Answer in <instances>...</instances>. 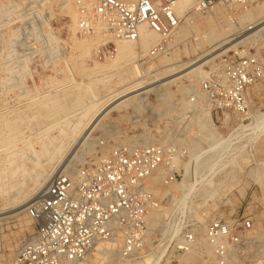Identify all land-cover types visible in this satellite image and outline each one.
Returning a JSON list of instances; mask_svg holds the SVG:
<instances>
[{"label":"rangeland","instance_id":"1","mask_svg":"<svg viewBox=\"0 0 264 264\" xmlns=\"http://www.w3.org/2000/svg\"><path fill=\"white\" fill-rule=\"evenodd\" d=\"M248 1L246 8L229 10L219 6L202 16L192 8L181 20L183 31L180 29L170 43L168 55L172 67L198 60L202 50H210L207 44L200 49L198 41L212 27L233 25L243 15L262 21L264 0ZM73 3V0H0V264H10L18 248L33 235L35 228L27 209L41 195L37 187L45 175L63 173L84 161L95 162L116 146L172 144L175 152L187 150L192 156L193 160L183 161L192 172L195 168L210 171L196 183L179 181L168 188L174 191L175 198L193 189L185 205H180L178 219L184 226L200 230L196 232L198 237L203 234V225L213 218L226 220L251 214L264 226V129L258 132L253 129L257 118L264 117V82L249 90L247 121L230 146L227 145L230 126L215 112L211 113L210 105L200 102L194 118L189 116L190 122L182 121L188 117L184 115L188 97L197 87L193 77L165 87L167 90L161 88L159 93H150L147 101H141L140 112L133 108L112 112L91 130L90 118L80 120L82 113L91 104L101 109L104 96L127 84L120 80L127 78L129 68L137 66L146 85L154 80L152 67L159 68L156 73L160 74L172 67L162 68L164 65L158 59L145 62L141 68L135 58L109 68L113 58L97 57L100 41L73 32ZM68 6L71 13L65 9ZM235 27L237 33L241 31L240 26ZM250 47L264 50V42L252 43ZM143 53L141 50L140 55ZM217 54L203 61H207L205 72L209 73L217 62L218 58L212 59ZM207 112L209 121H204ZM79 120L81 125L74 129ZM207 124L217 137L223 138L210 137ZM59 144L58 152L55 149ZM157 183L159 190L165 192ZM169 209L165 203L159 209L160 219L151 237L154 254L162 246L157 240V230ZM115 250L109 244H100L82 264H103L109 258L105 252L115 254ZM181 257L173 259L168 250L162 264H179Z\"/></svg>","mask_w":264,"mask_h":264},{"label":"built area","instance_id":"2","mask_svg":"<svg viewBox=\"0 0 264 264\" xmlns=\"http://www.w3.org/2000/svg\"><path fill=\"white\" fill-rule=\"evenodd\" d=\"M178 1L74 0L76 31L83 38L99 37L97 57L106 60L117 55V44H139L140 29L146 26L159 40L139 56L142 68L145 62L169 54L181 29L182 18L174 11ZM249 4L248 0H195L193 11L202 16L219 6L230 10ZM252 43L258 42L248 41L219 57L189 95L184 110L188 117L182 121L190 122L200 102L210 105L211 113L230 126L229 146L247 121L249 90L264 82V50L250 47ZM206 132L217 137L215 130ZM185 159L193 160L187 150L175 152L172 144L116 146L95 162L65 170L27 209L35 231L10 264H82L100 244L116 247L113 264H143L154 252L148 241L149 216L164 203L170 209L160 220L157 240L173 259L196 252L198 259L192 264H264V226L254 216L212 219L198 237L178 219L179 202L162 199L152 187L153 179L169 188L179 181L191 184L206 178L210 171L192 172Z\"/></svg>","mask_w":264,"mask_h":264},{"label":"bare ground","instance_id":"3","mask_svg":"<svg viewBox=\"0 0 264 264\" xmlns=\"http://www.w3.org/2000/svg\"><path fill=\"white\" fill-rule=\"evenodd\" d=\"M127 1H134V0H127ZM194 2H195V0H180V1L176 2L174 4V11H175L176 15L179 18H186L188 15V12L193 8ZM65 9L67 10L68 13H71V10H72L71 7L68 6ZM73 14L74 15H72V20H73V24L75 26L76 15H75V13H73ZM250 17H251V15H243L242 17L237 18L236 22L233 23L234 26L232 25V23H229V24L227 23V25H225L224 27H218V28L212 27L210 32L208 34H206L204 37L201 35L202 38H200L198 41V47L200 49H202V46L204 44H207L209 46L210 50H202L201 51L202 56L200 55L201 57L198 60L192 61L189 64H183V65H178V66L172 67V65H174V64H170L171 60L169 59V55H165L163 57H160L159 62H160V64L164 65L162 68H166V67H170V66L172 68L165 70L163 72V74L156 73V71H158L159 68L158 69L153 68V67H152V69L150 68L152 70V72L155 73V75L153 76L154 80L149 84L145 85V78H143V79L141 78L142 73L140 72V70L138 69L137 66L134 65L132 68H129L128 73H127V78L120 80L122 82H127V84L125 86H123L122 88H120L118 90L116 89L115 91L109 93L106 97L104 96V100L103 101L101 100L100 101L101 103L99 105V106H102L101 109H99L98 106H93L91 104V106L88 107L82 113L80 120L82 121L83 119L86 120L87 118H90L89 129H91L93 127H96L99 123H101L103 119L108 118L112 112H120V111L126 112L129 108L130 109L133 108L134 111L137 110L138 112H140L139 110H140V104L142 103L141 101H143V100L145 101L147 96L150 93L151 94L159 93L161 88H164L165 90H167L168 87L175 86L182 79H188V78L190 79L193 77L196 79V86H197L198 83L200 82V80L203 79V77H205L207 75V72L204 71V66L207 64V61L203 63V61L205 59L209 58L210 56H212L214 54H217L218 52H220L226 48L224 51H222L220 54H217L212 59L219 58V56H221L222 54H225L226 52L234 49L238 45L247 43L248 41H251V40L253 42H261V41L264 42V16H262V21H261V19L254 21ZM235 26H240L241 31L237 33L236 32L237 27H235ZM248 26H251V28L245 29ZM73 28H74L73 32H75L76 28L75 27H73ZM140 32H141V39H140L139 44H129V43L117 44V55L115 56V58H113L111 61H109V63H110V65L108 66L109 68L112 69L122 62L124 63L125 61L128 62L131 59L134 60L135 58L136 59L139 58L141 50L144 51L143 55H145L147 53L148 49L159 40L158 35L147 30L146 26H144V25L141 27ZM185 36H186V34H185ZM181 37H183V35ZM94 39L99 40V41L101 40L99 37H94ZM228 46H230V47H228ZM126 64H128V63H126ZM208 64H209V62H208ZM99 67H101V66H98V68ZM108 67L102 66L101 68H108ZM188 69H192V70H190L186 74L179 75ZM163 75H166V76L163 77ZM131 76L135 80L131 81V79H132ZM173 76H177V77H173ZM167 79H168V81L164 82V80H167ZM165 87H167V88H165ZM168 90L170 91V89H168ZM162 97H164V95ZM197 97L200 100L203 98L201 94H198ZM168 98H169V96H168ZM205 116H206V118L204 121H209L210 112H207L205 114ZM80 120H79V122H77V125L74 127V129L77 126L79 127L81 125ZM253 129L256 132L264 129V117L263 116L257 118L255 126L253 127ZM212 130L213 129L209 126V124H207V131L209 132ZM60 144L55 149V151L59 152L61 150ZM130 147H132V146H130ZM21 159H19V160H21ZM14 163H13V165H14ZM22 164L23 163H21V165ZM18 166H20V164H18ZM22 167H24V166H22ZM22 167H20V168H22ZM238 168H239V170L242 169L241 167H238ZM17 170H15V171L17 172ZM15 171H14V173L17 174ZM60 174H62V173L56 172V174H51V175L47 174V176L45 175L43 183L39 184L37 187L39 194L44 193L46 191V189L48 188L50 181ZM14 175H13V177H14ZM157 182L160 183V180L153 179V181H152L153 186L152 187L155 188V190L159 193L160 197L161 198L162 197H169V198L172 197L173 200H177L179 202V206L180 205L183 206L187 197L191 193H193V189L192 190L187 189L188 192L182 193L181 198H175L174 191H170L168 188H165V190H166L165 192L159 190V188L157 187V184H158ZM211 186L213 187L214 184H212ZM15 187H17V186H15ZM191 188H193V186H191ZM240 194L243 195L244 192H240ZM159 219H160L159 211L152 212L151 215L149 216L148 241H151V237L155 233L154 226L158 224ZM213 219H217V218H213ZM204 227H205V224L203 225V228ZM198 231H200V230H198ZM198 231L196 230V232H198ZM201 232H203V231H201ZM200 236H202V235H200ZM166 253H167V246H162V247L160 246V247H158V252H156L155 254L153 253L152 254L153 256L150 255L149 256L150 258H148L144 263L145 264H162L164 262V256L166 255ZM208 253H209V251H208ZM105 255L109 258L103 264H113V261L110 258L114 255V253L112 251H108V252H105ZM197 259H198V257H197L196 252H191V253L182 255L181 259L179 260V264H192V263H195L197 261Z\"/></svg>","mask_w":264,"mask_h":264}]
</instances>
